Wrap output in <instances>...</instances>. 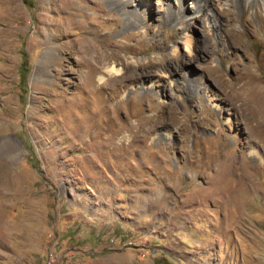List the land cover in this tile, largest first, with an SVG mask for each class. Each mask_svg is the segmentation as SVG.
Wrapping results in <instances>:
<instances>
[{"label": "rangeland", "instance_id": "374dc122", "mask_svg": "<svg viewBox=\"0 0 264 264\" xmlns=\"http://www.w3.org/2000/svg\"><path fill=\"white\" fill-rule=\"evenodd\" d=\"M240 1L0 0V264H264Z\"/></svg>", "mask_w": 264, "mask_h": 264}, {"label": "bare ground", "instance_id": "6f19581e", "mask_svg": "<svg viewBox=\"0 0 264 264\" xmlns=\"http://www.w3.org/2000/svg\"><path fill=\"white\" fill-rule=\"evenodd\" d=\"M200 1H203V0H200ZM245 1H246V0H241L240 2H245ZM142 4H143V2H142ZM138 5H139V4H138ZM141 6H142V5H141ZM141 6H140V7H141ZM200 6H201V4L196 5V9L199 8ZM232 14H233L232 11H230V12L228 13L229 18H231V19H233V18H232ZM186 44H187V46L189 47V44H188L187 41H186ZM106 71L109 73V70H106ZM259 92H260V89H259V91L256 90V93H259ZM260 94H262V93L260 92Z\"/></svg>", "mask_w": 264, "mask_h": 264}, {"label": "trees", "instance_id": "16d2710c", "mask_svg": "<svg viewBox=\"0 0 264 264\" xmlns=\"http://www.w3.org/2000/svg\"><path fill=\"white\" fill-rule=\"evenodd\" d=\"M25 65V64H24ZM21 67H22V65H21ZM27 73V69L26 68H24V70H23V74H22V77H23V79L25 80L26 79V74Z\"/></svg>", "mask_w": 264, "mask_h": 264}]
</instances>
